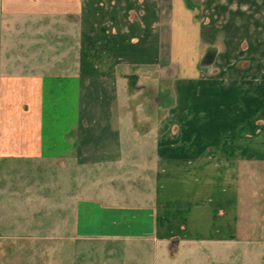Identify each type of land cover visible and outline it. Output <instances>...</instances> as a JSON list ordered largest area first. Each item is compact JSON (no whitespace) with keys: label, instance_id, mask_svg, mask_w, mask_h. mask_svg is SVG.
<instances>
[{"label":"crops","instance_id":"0c3cea01","mask_svg":"<svg viewBox=\"0 0 264 264\" xmlns=\"http://www.w3.org/2000/svg\"><path fill=\"white\" fill-rule=\"evenodd\" d=\"M263 28L264 0H0V156L67 172L28 190L53 212L37 224L65 226L84 264H219L264 242V58L234 56L237 30ZM172 68L179 105L123 104Z\"/></svg>","mask_w":264,"mask_h":264},{"label":"rangeland","instance_id":"374dc122","mask_svg":"<svg viewBox=\"0 0 264 264\" xmlns=\"http://www.w3.org/2000/svg\"><path fill=\"white\" fill-rule=\"evenodd\" d=\"M235 35L242 39L241 42L244 41L243 43L250 46L249 50L234 51L236 59L248 58L249 56L257 59L264 58V41H262L264 39V28L262 32L256 30V32H246L244 35L242 31L237 30ZM257 45L262 46L263 49L255 50ZM210 51V49L207 50L208 53ZM177 53L180 56L179 50ZM224 54H226V50H221L219 56L222 57ZM219 70H222V67H215V71ZM170 73L172 74L171 79L166 77L165 81H159V77L157 81L150 83L149 87L143 86L148 84L146 82H131L132 95L129 100L125 96L123 104H138L149 107L164 105L175 107L179 105L180 99L177 90L180 82L175 81V78H178L179 75H177L175 68H172ZM155 75L158 77L159 73H155ZM258 84L259 81L252 82V92L256 90L255 87ZM189 101H191V97H189ZM172 132L174 134L179 133L175 129ZM130 133L128 131L127 136ZM77 166L76 163V169L73 173H70L73 182L70 183L69 189L70 194H74L76 198H79L86 196L83 193V186L87 185L89 179H84L83 170L78 169ZM114 172V170H111L108 174H114ZM96 173L98 178L92 180L95 183H99L100 180L105 182L112 179L105 175L103 176L104 179H100V171H95L93 174ZM64 178L67 179V172L45 168L41 173L35 170V167L27 166L26 163L5 162L0 156V264H84L91 260V255L88 254V251L83 250L78 242L74 243L68 240L67 233L63 230L65 226L60 228L58 234L54 229L55 227H49V224L44 226L37 224V221L42 218L47 217L50 219L53 214L51 210L46 209V207L42 209L29 208L26 203L27 192L32 187L34 188L40 184L54 186L59 180L63 181L60 184L61 186H64V184L66 186L67 182H64ZM127 180L135 185L142 184V179L137 177ZM35 196V194L32 195V197ZM59 197L60 205H62V202L66 200L65 194L61 191ZM66 211L60 210V218L66 215ZM232 252L227 258L219 259V264H264V242H251L245 243V245L239 243L236 244ZM206 253L210 256L209 258L204 255L199 259H195L194 257H184L182 254L176 260L163 259V263L161 258L155 261L150 257L146 264H204L206 260H211L212 257L215 258L212 251H206ZM203 260L204 263H201Z\"/></svg>","mask_w":264,"mask_h":264}]
</instances>
